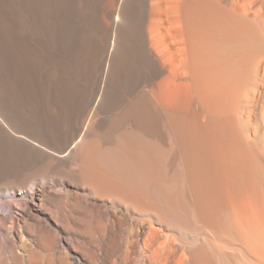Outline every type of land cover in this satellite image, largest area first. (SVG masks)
I'll use <instances>...</instances> for the list:
<instances>
[{
	"label": "bare ground",
	"instance_id": "obj_1",
	"mask_svg": "<svg viewBox=\"0 0 264 264\" xmlns=\"http://www.w3.org/2000/svg\"><path fill=\"white\" fill-rule=\"evenodd\" d=\"M0 264H264V0H0Z\"/></svg>",
	"mask_w": 264,
	"mask_h": 264
},
{
	"label": "rangeland",
	"instance_id": "obj_2",
	"mask_svg": "<svg viewBox=\"0 0 264 264\" xmlns=\"http://www.w3.org/2000/svg\"><path fill=\"white\" fill-rule=\"evenodd\" d=\"M17 212H19V211H17Z\"/></svg>",
	"mask_w": 264,
	"mask_h": 264
}]
</instances>
